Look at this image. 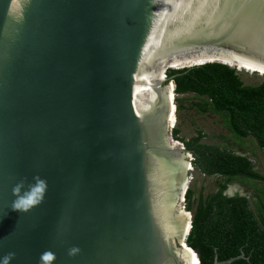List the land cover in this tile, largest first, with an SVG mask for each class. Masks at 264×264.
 Listing matches in <instances>:
<instances>
[{"label":"water","instance_id":"1","mask_svg":"<svg viewBox=\"0 0 264 264\" xmlns=\"http://www.w3.org/2000/svg\"><path fill=\"white\" fill-rule=\"evenodd\" d=\"M238 60L264 0H0V264H199L164 73Z\"/></svg>","mask_w":264,"mask_h":264},{"label":"trees","instance_id":"2","mask_svg":"<svg viewBox=\"0 0 264 264\" xmlns=\"http://www.w3.org/2000/svg\"><path fill=\"white\" fill-rule=\"evenodd\" d=\"M192 62L195 61L185 64ZM164 74L171 78L177 108L180 107L178 96L191 94L198 100L190 105L196 113L218 116L231 136L250 138L264 151V83L245 85L235 69L218 63L168 70ZM178 134L177 129L171 132L172 138L191 153V165L196 173L223 180L216 183L214 192L206 195L202 194V186L197 195L195 187L187 188L183 201L191 227L186 245L196 253L199 264H212L214 257L222 262L241 254L245 259L229 264H264V189L252 186L255 194L251 204L246 195L237 192L224 195L230 182L264 183V175L255 170L247 155L202 143L205 135L201 131L188 140L179 138Z\"/></svg>","mask_w":264,"mask_h":264},{"label":"rangeland","instance_id":"3","mask_svg":"<svg viewBox=\"0 0 264 264\" xmlns=\"http://www.w3.org/2000/svg\"><path fill=\"white\" fill-rule=\"evenodd\" d=\"M240 68H244L245 70H240L241 72L237 74L245 85L254 86L264 83V74L260 73L257 68H249L248 64L245 63H240ZM178 99L180 100L179 108H177L178 103L174 101L171 102L175 110L173 109L172 119L170 121L173 123L171 128L179 130V138L188 140L190 137L194 136L197 131H201L205 135L201 140L202 143L213 144L238 154L247 155L253 161L255 170L264 175V151L259 150L253 140L250 138L237 139L231 136L216 115L196 113L194 108L190 106L198 102V100L193 99V95H181L178 96ZM222 181L223 180L219 177L204 178L199 176L196 171L192 169V171L189 172V182L187 186L188 188L195 187L196 195L200 186H202V194L206 195L214 192L216 183ZM253 185H258L264 189V183L252 180H234L227 184V187L235 192L245 194L251 204L253 200L252 196L255 194L252 187Z\"/></svg>","mask_w":264,"mask_h":264},{"label":"bare ground","instance_id":"4","mask_svg":"<svg viewBox=\"0 0 264 264\" xmlns=\"http://www.w3.org/2000/svg\"><path fill=\"white\" fill-rule=\"evenodd\" d=\"M185 59V58H184ZM197 59V58H196ZM195 58H192L191 60H188L187 59V61L185 60V61H183L182 62V60L183 59H177V60H175L174 62H172V63H170V64H167V65H164L163 66V68L165 67V68H177V67H181V66H184V65H192V64H197V63H199V61L198 60H196ZM191 61H195V62H192V63H189V64H185V62H191ZM176 63V64H175ZM240 63H245V64H248V66H250V67H254V68H257V69H259V70H261V71H264V68L263 67H259V66H256V65H254V64H250V62H247V61H244V60H238L237 61V65L240 67ZM173 64H175V66H173ZM249 67V68H250ZM166 69V70H167ZM240 70H245L244 68H240ZM161 72H162V69H159L158 70V72H157V74H156V76L155 77H157V78H163V76L161 77ZM262 73H264V72H262ZM171 84V87H172V90H171V95H170V99H169V106H170V110H169V114H168V126H167V129H168V133H169V131H170V128L172 127V125H173V123L170 121L171 119H172V114H173V109H174V106H172V103L171 102H173V100H174V97H175V95H174V93H173V84L172 83H170ZM174 95V96H173ZM173 107V108H172ZM171 122V123H170ZM172 129V128H171ZM175 144H177V143H175ZM183 163V162H182ZM183 167L184 168H188V170L190 171H192V168L190 167V165L189 164H187V163H183ZM184 185V184H183ZM182 201H183V199H182ZM172 211V200H171V204H170V209H169V213ZM184 211L185 210H183L182 212L184 213ZM171 214V213H170ZM187 217H188V219L190 218V216L188 215V214H186V219H187ZM186 219L184 218V217H180V218H178V222H179V224L180 225H185V227L187 228V221H186ZM172 230L174 231L175 230V228H174V226L172 225ZM172 230L170 229V232H172ZM189 252V253H188ZM182 257H183V259L188 263V264H196V258H195V256H194V254L191 252V251H185L184 253H182Z\"/></svg>","mask_w":264,"mask_h":264},{"label":"built area","instance_id":"5","mask_svg":"<svg viewBox=\"0 0 264 264\" xmlns=\"http://www.w3.org/2000/svg\"><path fill=\"white\" fill-rule=\"evenodd\" d=\"M174 128H170V132H172V130H173ZM179 142V141H178ZM181 145H182V143H181ZM191 161H192V158H190V164H191ZM191 168H192V166H190ZM193 169V168H192ZM191 171V170H190ZM185 204H184V201H182V208L184 209L185 208V206H184Z\"/></svg>","mask_w":264,"mask_h":264},{"label":"flooded vegetation","instance_id":"6","mask_svg":"<svg viewBox=\"0 0 264 264\" xmlns=\"http://www.w3.org/2000/svg\"><path fill=\"white\" fill-rule=\"evenodd\" d=\"M250 67V66H249Z\"/></svg>","mask_w":264,"mask_h":264}]
</instances>
